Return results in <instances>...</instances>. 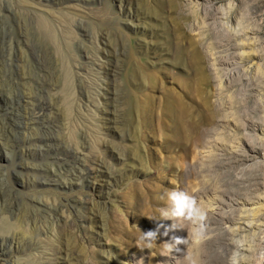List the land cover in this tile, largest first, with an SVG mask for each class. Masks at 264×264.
<instances>
[{"label": "rangeland", "instance_id": "1", "mask_svg": "<svg viewBox=\"0 0 264 264\" xmlns=\"http://www.w3.org/2000/svg\"><path fill=\"white\" fill-rule=\"evenodd\" d=\"M40 134L106 173L68 182ZM5 234L0 264H264V0H0Z\"/></svg>", "mask_w": 264, "mask_h": 264}, {"label": "bare ground", "instance_id": "2", "mask_svg": "<svg viewBox=\"0 0 264 264\" xmlns=\"http://www.w3.org/2000/svg\"><path fill=\"white\" fill-rule=\"evenodd\" d=\"M28 95L29 94L19 93V95H17L16 98L13 97V99L17 102V104L22 105L24 108L28 107L29 109L28 118L33 124H43L47 116L46 113L48 108L47 104L44 103L42 101L43 99L41 97H38L37 94H32L31 96ZM20 143H21V147L23 148L22 154L30 153L34 156L44 157L45 155H49L51 153H55L59 151L60 154L64 156L63 158L65 159V161H70L74 164V168L72 171H68V170L65 171L64 169L68 182L74 179L88 180L89 178L104 176L103 174L106 173V170L104 169L101 163L99 164L97 162H86L80 156V154L77 152L76 149L67 145L59 146L55 142L53 143V140H51L49 135L46 134H40L37 136L33 135L32 137L23 138ZM29 146H31L32 149H29L28 148ZM36 174L41 176H54V177L58 175L56 171H54L53 169L51 170L48 166H44V165L36 169ZM41 178L36 176V178L34 179L36 185L40 183H44ZM26 182H29V180ZM65 183H63V185L66 186ZM84 217L85 216L82 212L77 214V218L80 222ZM12 239L13 237L11 235L8 234L0 235V246L4 244L11 245ZM53 256L54 254L52 253V251H43L41 253H38L37 255L31 256L29 259L24 260L23 262H18L17 264H50L52 262Z\"/></svg>", "mask_w": 264, "mask_h": 264}, {"label": "clouds", "instance_id": "3", "mask_svg": "<svg viewBox=\"0 0 264 264\" xmlns=\"http://www.w3.org/2000/svg\"><path fill=\"white\" fill-rule=\"evenodd\" d=\"M168 199L171 203V211L173 215H180L191 206V198L181 191H170L168 193ZM155 234V229L142 232L143 237H154Z\"/></svg>", "mask_w": 264, "mask_h": 264}]
</instances>
